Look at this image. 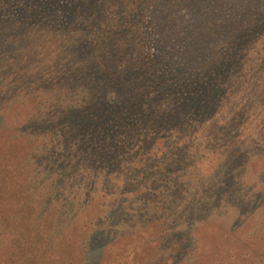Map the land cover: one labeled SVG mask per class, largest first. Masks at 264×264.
Listing matches in <instances>:
<instances>
[{"label": "rangeland", "instance_id": "rangeland-1", "mask_svg": "<svg viewBox=\"0 0 264 264\" xmlns=\"http://www.w3.org/2000/svg\"><path fill=\"white\" fill-rule=\"evenodd\" d=\"M19 1L21 0H0V18L17 15L16 11L9 10L8 7ZM208 1L211 5L205 7V0H198L196 10L193 11L191 6L181 1L186 8L179 9L176 20L181 22L179 24H183L180 25L183 27H190V24L198 22L202 27L210 28L206 36L210 43H214L213 46H219V51H227L226 46L231 35L236 36L238 31V36L247 35L245 31L255 24L253 20L260 15L254 2ZM221 1L234 4L230 19L226 11L217 8ZM63 2L68 5L75 2L77 4V0ZM169 4L171 5V0H152L135 14L145 49L155 58H160L163 50L168 48L181 49V45L177 46V36L171 32L166 33L167 30L162 26L163 20L167 19L172 10ZM212 7L214 8L211 12ZM241 9L243 15L239 21L236 19L241 15L235 16V13ZM196 12L200 15L196 16ZM65 17L66 28L56 31L58 36L65 34V30L80 19L77 14L72 19L67 18V15ZM47 19L49 22L54 20L48 15ZM240 22H244V25L245 22L253 23L242 30L244 25H239ZM78 25L75 24L76 28ZM240 26L242 27L239 30ZM23 39L24 36L19 39L12 36L0 43V66L9 58L15 57L18 42L21 44L20 40ZM174 39L176 43L172 41ZM241 51L243 55L240 60L235 59L239 52L237 51L234 55L229 54V57L222 59L220 63L217 59L210 60L212 63L208 61L203 69L197 68L198 64L194 59L191 67H180L181 73L170 71L165 65L163 69L158 68L160 74H175L177 80L188 79L192 69L197 75L193 79L197 89L185 94V101L180 107H176L178 115L182 112L186 115L191 111L203 115L211 111L215 119H219L220 114L229 112L238 119V122L231 121L230 127L235 125L236 132L238 131L244 140L239 150H234L230 144H226L229 141H224L225 147L219 143L215 146L205 143L189 144L186 149L187 158L185 157L184 161L175 159V178H171L173 181L170 188L165 189L168 190L165 193L167 195H164L170 200L181 196L183 201L178 202L180 205L188 202L177 213L165 212V219L162 211L167 208L171 210L173 206L170 208V205L161 200L151 201L148 195L143 202L141 194L134 193L138 190L139 181L145 182V175L152 177L145 174L148 172L145 167L151 169L156 164L154 157L148 159L139 174H131L128 179L129 191H126L124 196L119 197L118 194L121 193V186L118 188L119 185L112 183L111 185H115V190L112 189L114 195L108 197L109 201L105 207H101V201L105 200L99 190L103 183L102 177L97 176L96 182L91 179L85 188L80 178L63 181L68 178L55 172L54 157L43 159L39 163L40 158L44 156L40 157L37 155L39 153H34L35 149L44 145L35 137H43V134H16L10 131L9 122L2 119L0 224L13 226L18 229V233L13 241L17 243V252L15 253L13 247H8L7 251L0 248V264L61 263L63 258L57 259L58 256L52 253L45 254V247L28 253L27 248L19 246L28 236L34 234L32 232L38 227L42 229L46 223L44 216L48 211L51 215L49 227L45 232H52V241L60 247L74 245L67 253L69 259H65V264H264V63L253 57L254 50L246 48ZM206 53L218 56L213 47L208 48ZM80 55L86 60L85 53L81 51ZM232 61L237 62V65L230 82L229 78L223 76V72L229 68ZM180 62L184 65L183 61ZM25 75L17 74L19 88L23 86L20 81ZM227 83L233 98L229 105L222 97H217L221 89H224L225 85L227 87ZM237 91L239 95L236 94ZM51 93L46 94L50 97L53 95ZM61 97L63 95L60 93L59 98ZM53 106L51 109L56 111L68 107L63 105L62 101ZM25 109L27 108L22 105L16 111ZM90 119L95 117L92 118L91 115ZM31 127L33 128V125ZM37 127L35 125V128ZM32 128L29 129L33 130ZM182 146H178L179 152H182ZM173 149L177 152V147ZM213 149L215 152L229 150L231 156L225 161L216 154L214 156ZM64 163L61 162L62 165L66 164ZM69 182L71 183L68 184ZM171 188L176 192L169 190ZM162 190L163 187L158 184L157 192ZM78 196L85 200L78 199ZM90 200L95 205H89ZM72 223H75L76 228L73 229ZM82 236L84 239L79 241ZM10 238L8 229L5 233L1 232L0 245L3 246ZM42 242L43 240H40L36 243V248ZM9 243L11 244V240Z\"/></svg>", "mask_w": 264, "mask_h": 264}, {"label": "trees", "instance_id": "trees-1", "mask_svg": "<svg viewBox=\"0 0 264 264\" xmlns=\"http://www.w3.org/2000/svg\"><path fill=\"white\" fill-rule=\"evenodd\" d=\"M151 1L77 0V4L68 5L63 0H21L11 4L8 9L18 14L0 18V43L12 36L18 39L24 36V39L20 40L21 44L18 42L15 57L0 66V121L9 122L10 131L16 134H43V137H35L44 145L35 149L34 153L44 156L39 163L54 157L55 172L68 178L63 181L80 178L85 188L91 179L96 182L97 176L102 177L103 183L99 190L105 200L101 201V207H105L108 197L114 195L112 189L115 190V185H119L118 188L121 186L119 197L124 196L129 191L128 179L131 174H139L148 159L154 157L156 164L151 169L145 167L148 171L145 174L152 177L148 178L144 174L145 182L139 181L138 190L134 193L141 194L143 202L148 195L151 201L161 200L170 208L173 206L171 210L167 208L162 211L165 219L166 213H177L188 202L180 205L178 202L183 201L181 196L176 200L164 196L168 191L165 189L170 188L173 181L171 178H175L174 164L179 160L184 161L188 156V145L205 143L215 146L229 141L226 144L239 150L244 140L236 132L235 125L230 127L229 123L238 122V119L229 112L220 114L219 119H215L211 111L203 115L193 111L178 115L176 107L185 101V94L197 89L196 81L193 80L197 75L192 69L188 79L177 80L175 74H160L158 68L163 69L165 65L168 70L181 73L180 67L189 68L195 60L197 68L203 69L208 61L217 59L220 63L237 51L235 59L240 60L243 55L241 50L246 48L254 50L253 57L264 63V0H244L256 3L260 15L253 20V25V22H245V25L240 22L239 25H244L242 30L252 26L245 31L247 35L238 36L239 31L236 36L231 35L227 51H219V46L215 47L214 43L208 41L206 34L210 28L202 27L198 22L183 27L176 20L179 9L186 8L181 1L191 6L193 11L198 0H171L169 6H172V10L163 20L162 26L167 30L166 33L177 36V46L181 45V49L172 47L163 50L160 58H155L145 49L135 15L136 11ZM205 2V7L211 5L208 0ZM233 6L230 2L221 1L217 8L226 11L230 19ZM76 14L80 19L67 28L65 34L58 36L56 31L66 28L65 16L72 19ZM195 14L200 15L199 12ZM47 15L54 18L53 22H49ZM236 15H241L236 19L241 21L243 9ZM75 24H79L78 28ZM172 41L176 43L175 39ZM211 47L218 56L206 53ZM81 51L85 53L86 60L80 55ZM168 60L173 62L167 63ZM233 61L226 71L222 69L223 76L229 78L230 82L237 65ZM19 73L26 74L20 81L23 84L21 88L17 83ZM7 86L9 89H6ZM228 87L227 83V87L225 85L217 97H222L229 105L233 98ZM48 92L53 95L49 97L46 94ZM60 93L63 95L61 98ZM236 94L239 95V92ZM61 101L68 106L67 109H51V106L55 107ZM22 105L27 109L16 111ZM91 115L95 119H90ZM35 125L38 127L35 128ZM180 145H183L182 152L178 151ZM222 146L225 147V144ZM174 147H177V152ZM212 153L225 161L231 156L229 150L215 152L213 149ZM56 159L60 161L56 162ZM61 162L66 164L62 165ZM120 171L122 174L119 175ZM158 184L163 187L161 192H157ZM78 199L83 198L78 196ZM88 204L95 205L91 200ZM50 215V211L46 212V223L42 229L38 227L19 246L27 248L28 253L45 247V254H56L57 259L63 258L61 263H56L65 264V259H69L67 253L74 245L60 247L52 241V232H45L49 227ZM74 224H71L73 229L76 228ZM8 225L0 224V233L8 229L11 244L10 240L6 241L0 248L7 251L8 247H13L16 253L17 243L13 241L16 240L18 229ZM83 239L82 236L79 241ZM40 240L43 242L36 248Z\"/></svg>", "mask_w": 264, "mask_h": 264}]
</instances>
